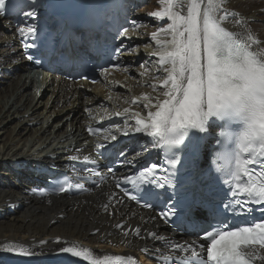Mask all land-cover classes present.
<instances>
[{"label": "bare ground", "instance_id": "6f19581e", "mask_svg": "<svg viewBox=\"0 0 264 264\" xmlns=\"http://www.w3.org/2000/svg\"><path fill=\"white\" fill-rule=\"evenodd\" d=\"M123 1L128 35L143 37L117 40L116 47L123 53L107 74L101 73L95 85L85 80L68 82L67 78L49 75L52 77L49 83L45 84L44 80L45 85L37 87L33 78L26 74L29 67L22 58L24 36L19 30L34 25L36 17L43 11L34 16L26 15L30 13L26 12L17 19L0 15V245L12 243L34 253L18 256L0 251V264H15L16 257L29 264L35 263L36 258L46 257L54 259L51 262L55 264L57 258L71 256L59 249L73 244L95 254L140 256L139 263H143L146 255L160 256L156 249L167 251L162 241L149 235L151 232L172 242L196 240L174 235L154 212L128 203L115 188L134 167L144 163L148 151L154 148L151 140L144 139L142 133H135L131 128L128 135L117 131L135 124L131 111L125 114L124 109L146 115L143 104L134 105L132 100L143 94L156 96L150 85H159L154 77L164 76L157 72L153 63L156 58L151 56L155 45L150 34L156 31L157 21L148 14L160 7L158 0ZM233 1L232 7H224L237 15L229 17L225 28L244 35L251 26V33L264 48V25L258 23L264 19V4L261 0H245L241 5L238 0ZM48 5L49 0L43 3L42 9H47ZM129 6L134 9L132 14L127 11ZM234 20L242 23L235 24ZM133 21L147 27L133 31ZM76 37L80 40L78 44L85 47L87 37L83 34ZM142 62L148 69L146 73L145 68L136 67ZM133 73L140 80L136 86L127 83ZM41 109L45 114L40 112ZM51 114L57 118L52 125L69 123L70 129H63V124L60 128L49 124L43 128L42 122L48 121ZM89 128L102 130L92 135ZM113 134L117 137L115 141L106 139ZM121 151L126 156H120ZM71 156L79 159L70 160ZM85 156L94 162H108L113 173L109 174L104 167L99 186L83 196L55 197L47 192L48 172L74 166L71 173H75L76 164H84ZM135 228L140 229V236L131 231L124 235L125 231Z\"/></svg>", "mask_w": 264, "mask_h": 264}, {"label": "snow or ice", "instance_id": "6c2138e0", "mask_svg": "<svg viewBox=\"0 0 264 264\" xmlns=\"http://www.w3.org/2000/svg\"><path fill=\"white\" fill-rule=\"evenodd\" d=\"M224 3L225 0H158L160 7L148 14L157 21L156 31L150 34L155 45L151 56L156 58L153 63L157 72L164 76H155L159 85H150L156 96L143 94L132 100L134 105L143 104L146 115L126 108L124 113L131 111L134 127L126 125L123 130L117 129L123 135H128L129 128L142 133L166 156L184 145L190 133L207 135L210 128L221 129L222 151L218 159L226 162V166L218 170L228 177L224 183L229 189V198L216 209L197 240L172 242L155 232L149 233L153 239L162 241L167 249L166 252L156 249L161 264H264V215L253 216L256 209L251 207L264 206V48L250 30L242 35L225 28L229 17L237 14L228 12ZM5 10L6 0H0V15ZM26 15L34 16L35 12ZM234 23L242 22L234 20ZM132 24L133 31L147 27L137 25L135 21ZM19 31L24 37L35 38L37 28L29 25ZM128 33L129 29L124 28L118 35L128 37ZM27 47L35 45L28 44ZM120 51L116 49L117 53ZM28 59L33 57L30 55ZM140 66L145 68L144 64ZM147 71L145 68V73ZM108 72V68L103 69L104 74ZM89 132L93 130L89 129ZM106 139L115 141L117 137L113 134ZM119 155L126 156V153L121 151ZM69 159L78 160L79 157ZM83 162L94 163L88 156L83 157ZM178 162L174 155L167 160L171 169H175ZM87 171L99 175L93 169ZM157 171L169 172V169H161L153 163L136 175L125 176L124 183H130L137 192L149 197L153 193L147 186L173 187L169 176H158ZM70 187L72 184L65 180L60 191ZM76 187L82 185L76 184ZM122 190L130 200L143 198L127 189ZM143 206L153 207L148 202ZM200 211L196 204L188 208L190 215ZM259 211L264 213V207ZM176 212L175 205L166 204L165 210L158 215L168 222ZM129 231L140 236L139 228L125 231L124 235L127 236ZM0 251L18 256L34 255L12 243L0 245ZM59 252L86 264H137L131 256L95 254L75 244L62 247Z\"/></svg>", "mask_w": 264, "mask_h": 264}, {"label": "rangeland", "instance_id": "374dc122", "mask_svg": "<svg viewBox=\"0 0 264 264\" xmlns=\"http://www.w3.org/2000/svg\"><path fill=\"white\" fill-rule=\"evenodd\" d=\"M149 1V0H148ZM243 1H245V0H238V5H241V2H243ZM235 1H233V0H225V3H224V6H231L233 3H234ZM261 3H263L264 4V1L263 0H261ZM130 8H131V6H129ZM232 7V6H231ZM127 11H128V13H130V14H132L133 13V9H131V10H128L127 9ZM250 15H254L253 13H251ZM258 23L259 24H261V25H264V19H263V21H258ZM250 30L252 29V27L251 26H249L248 27ZM134 35V36H133ZM134 37V38H141V36L143 37V35H138V34H129L128 35V37ZM123 37V36H122ZM128 37H123V38H128ZM144 38H145V36H144ZM143 40H145V39H143ZM145 42V41H144ZM145 55H147V54H145ZM140 57V56H139ZM141 64H143V62L142 63H140L138 66H136V67H139ZM150 64V63H149ZM148 64V65H149ZM150 67H151V65H149ZM154 69V68H153ZM128 80H129V82H127L128 84H130V85H133V86H136V85H138L139 84V82H140V80L139 79H136V74H132V75H130L129 76V78H128ZM68 82H70V81H68ZM13 100H14V96H13V98L11 97V100H10V103H12L13 102ZM105 108H106V106H105ZM88 109V108H87ZM94 110V109H93ZM41 111H43L44 112V110L43 109H41L40 110V112ZM44 114H45V112H44ZM52 116L51 117H49L47 120L48 121H45V122H42V125H43V128H45V127H47V124H49V125H51V126H53V127H55L56 128V126H57V128H60L61 127V125L63 124V129H66L68 126H69V123H64V122H62V124H57V123H55V125H52V123L54 122V121H57V118L55 119V116L53 115V114H51ZM68 116H70L69 117V120H70V118H71V114L69 113V115ZM98 116V115H97ZM96 116V117H97ZM36 117V116H35ZM82 119H83V117H82ZM83 121V120H82ZM47 122V123H46ZM54 124V123H53ZM65 126V127H64ZM70 128L68 127V130H69Z\"/></svg>", "mask_w": 264, "mask_h": 264}]
</instances>
